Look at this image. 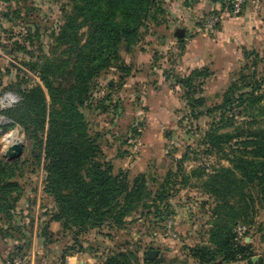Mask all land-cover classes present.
I'll return each mask as SVG.
<instances>
[{"label":"trees","instance_id":"obj_1","mask_svg":"<svg viewBox=\"0 0 264 264\" xmlns=\"http://www.w3.org/2000/svg\"><path fill=\"white\" fill-rule=\"evenodd\" d=\"M218 2L223 10L230 6L229 0ZM163 3V0H69L63 10L64 24L58 34H52L51 54L42 57L43 64L33 66L39 69L44 87L22 90L27 83L25 78L17 84L16 91L22 93L23 100L3 113L13 126L24 131L30 143V155L37 165L45 155L46 193L53 197L56 208L44 226V235L53 236L50 224L58 222L61 232L70 233L78 243L81 235L95 229L125 228L127 218L135 211L167 223L176 213L171 200L179 191L176 186H186L191 178H197L216 204L211 214L209 241L190 248V254L200 264L243 261L253 264V247L246 238L250 236L256 214L255 191L264 207V127L235 128L239 114L232 113L244 108L245 112L258 111L257 115L264 116V79L259 81L254 72L252 76L241 72L240 78L223 93L221 102L208 108L203 93L211 76L209 69H195L185 76L165 72L169 81L183 88L182 99L190 108L192 119L198 120L205 115L200 109H207L212 123L202 144L211 152L221 153L231 167L201 164L191 174H182L180 182L176 181L179 174L170 172L155 192L150 189L147 174L131 180L126 170L115 173L112 162L105 159L102 136L91 133L85 111L91 109L97 79L112 68L122 72V82L130 76L131 69L125 66L121 52L126 46L132 49L140 41L142 30L149 22L167 23L165 19L159 20V15L166 12ZM32 11L28 10L27 15ZM177 39L184 51L183 38ZM245 58L249 63L246 68L258 67V53L245 50ZM113 106L109 95L103 111L108 112ZM183 157L177 167L181 173L183 163L189 158ZM23 169L21 158L5 161L0 157V242L20 240L14 234L23 230L15 225L17 205L24 193L19 182ZM241 226L246 228L245 242L237 240L236 229ZM25 244L30 246L31 240ZM16 249L17 254L7 261L26 255L20 252L19 245ZM80 251L67 247L62 251V260L65 262ZM137 252L129 249L112 253L105 263H161L150 259L147 253L140 259ZM259 264H264V258Z\"/></svg>","mask_w":264,"mask_h":264},{"label":"rangeland","instance_id":"obj_2","mask_svg":"<svg viewBox=\"0 0 264 264\" xmlns=\"http://www.w3.org/2000/svg\"><path fill=\"white\" fill-rule=\"evenodd\" d=\"M68 1L0 0V98L6 92L13 91L19 96L20 101L17 104H20L23 95L16 91V87L23 78L27 83L23 85L22 90L38 85L44 87L39 69H34L33 66L39 62L43 64L42 57L51 54L53 50L51 46L54 44L52 34H58L59 28L64 24L63 10L68 6ZM163 2L166 12L159 15V20L165 19L167 23L156 25V22H149L148 27L142 30L140 41L132 49L126 46L121 52L125 66L131 69L130 76L122 82L120 80L122 72L118 68L103 73L94 86L91 109L85 111L91 125V133L102 136L105 159L112 162L109 160L112 154L110 144L114 143L118 146L120 158L127 157L133 163L134 160L143 157L146 171L142 173L126 171L131 180L140 174H147L150 189L154 192L170 172L178 173L176 181L180 182L182 174L186 176L191 174V171L201 164L214 165L215 168L231 167L221 153L211 152L202 144L204 135L212 123V117L206 114L207 109L201 108L200 111L205 115L198 120L192 119L191 110L182 99L183 88L166 78L165 72L185 76L195 70L190 71L191 67L186 69L178 62L186 48L192 51L197 47H203L204 50L211 52L209 62L196 68H207L211 72L203 93L208 108L221 102L223 93L233 81L240 78L241 72L250 76L254 72L259 81L264 79V0L248 2L236 17L229 15L224 17L218 30L213 33L205 32L202 24L212 11L222 9L221 3L216 4L213 0H163ZM28 10H33L29 16ZM18 11L20 14L15 13ZM245 11L252 12L254 16L243 21L242 15ZM226 23L230 26L228 33L226 32L227 36L222 37V28ZM179 30L188 32L184 36L188 38L184 44L185 51H181L177 39ZM239 31L241 36L237 38ZM19 46L25 49H19ZM245 50L260 55L255 70L246 68L248 60L245 58ZM163 90L171 91L180 100L175 109V116L172 115V119L167 121L165 127L164 124L161 125L164 123V116L158 114L162 112L159 104L163 102ZM109 95L114 106L108 112H104L102 107L109 100ZM9 108L2 109L0 105V116H5L3 112ZM149 112H156V126L148 125ZM253 112H245L244 108L236 109L232 113L239 114L235 128L248 130L264 127V116L257 115L258 111H255L253 116L251 114ZM1 122L4 124H0V157L5 161H11L5 157V153L7 147L14 145L13 137H17L23 143L20 158L24 162L23 176L19 179L24 193L17 205L15 222V225L23 227V230L21 233L15 232V237L20 239L16 244L17 240L9 239L14 245L10 250L5 249L6 243L4 244L2 240L0 253L8 251V255L1 261L2 264H6L12 255L17 254L18 245L22 247L20 252L30 259L32 251H40L37 254L38 264H66V261L58 256L71 246L81 250L74 256L88 259L85 264H106L107 257L112 253L129 249L135 252L139 250L137 255L140 259L147 251H158L154 259L161 262L160 264H200L189 250L209 241L211 214L216 204L215 199L205 192L201 180L191 178L186 186L180 184L176 186V190L179 191L171 200L176 207L174 234L177 237L166 236V223L153 215H141L142 211L137 213L135 211L128 217L125 228L105 226L102 229H95L81 235L78 243L74 242L70 233H59L57 235L59 239L54 233L53 236H45L43 230L45 223L50 220L56 208L53 197L46 193L48 173L45 168V155L41 164L37 165L30 155V143L22 128L13 126L10 119H2ZM135 144H139L140 147L136 154L133 153ZM169 146L171 149H168ZM226 152L229 153V149L226 148ZM183 156L189 158L183 163L181 173L177 167ZM120 170L122 163L114 166L115 173ZM254 197L256 214L246 242L251 243L253 258H257L253 264H259L264 258V207L257 191ZM24 198L30 200V203L29 206L26 203L27 206L22 209ZM182 209L186 211L182 212ZM36 219L42 221V226L39 223L36 232L37 238ZM29 240L31 244L26 246L25 243ZM56 244L61 251L58 254H54V251L43 252L46 247L48 250L51 247L55 248ZM80 261L79 258L76 264ZM237 264L250 263L243 261Z\"/></svg>","mask_w":264,"mask_h":264},{"label":"crops","instance_id":"obj_3","mask_svg":"<svg viewBox=\"0 0 264 264\" xmlns=\"http://www.w3.org/2000/svg\"><path fill=\"white\" fill-rule=\"evenodd\" d=\"M214 2H216V4H219L220 3L218 1H214ZM253 16H254V14L252 12L245 11L244 14L242 15L243 21H245V19L248 20V18L253 17ZM229 26L230 25L227 24V23L225 24V26H223L222 33H221V36L222 37H224V36L226 37L227 36L226 34L228 33ZM182 31H185V30H179L178 33L182 32ZM187 34H188V32H184V36L187 35ZM184 36H182V38ZM233 36L234 35H232V37ZM240 36H241V34H240V31H239L238 32V35H236V37L237 38H240ZM183 40H184V42L186 44L187 43V40H188L187 36L184 37ZM184 51H185V49H184ZM210 53L211 52L208 51L207 49L204 50L203 47L202 48H200V47L198 48L197 47L195 50L193 49L192 51H190V50H188V48H186V51L183 53L181 60L178 61V62H180L179 64H183L186 69L188 67H191V69H190V71H191L193 69L199 68L200 64H206V63H208L209 60H210V57H211L210 56ZM179 103H180L179 98H177L174 94H172L171 91H169V90H166V91L163 90V102L161 104H159L160 109L162 110V112L158 113L159 115H163L164 116V123H161V125L164 124V127H165L167 125V121L169 119H172L171 118L172 115L175 116V111H176L175 109L178 107V104ZM150 111H152V110L150 109ZM155 115H156V112H149V116L150 117L147 116V117H149L148 125H150V126H154L155 125L156 126V123H155L156 122L155 121ZM157 125H158V123H157ZM98 132H101V131H98ZM167 133L168 132H166V134ZM145 145H146V142H145ZM110 146L112 147V154H111V157H109V160H111L113 162L114 166H116L117 164H121L122 163V170H129V171H132L133 170L134 172H138V173H142V172L146 171L144 169L145 159L143 157H141V159L138 158V159H136V161L134 160V162L131 163L130 159L127 158V157H125V158H122L121 157L120 158L119 152H118V148H117L118 146H116L115 143L114 144H110ZM129 165H131V166H129ZM119 166H121V165H119ZM23 201L25 203L23 204L22 209H24L27 206L26 203H28V206H29V203H30V200L25 199V198L22 200V202ZM175 209H176V207H175ZM182 210H183L182 212H185L186 211L185 209H182ZM44 211L46 212L47 211V208ZM39 223L42 226V221L39 222L36 219V223H35V226H36L35 237L36 238L38 236V234L36 232H37ZM47 223H48V221H47ZM50 231L52 233H54L55 236H57L59 233L62 234L60 223H58V222L51 223L50 224ZM35 237H34V239L37 240ZM41 238L42 237L40 236V239ZM56 238L59 239L58 236ZM17 242L18 241H15V244ZM2 243H3V241L1 240L0 244H2ZM5 243H6V248H5L6 250H10L14 246L13 245V241H11V240H4V244ZM49 251L50 252L54 251V254H58L59 252H61V251H59L58 245L55 248L51 247L50 250H48L47 247L43 250V252H47V253H49ZM39 253H40V251L39 252L32 251V253H30V254H32V257L30 259L31 260V263L30 264H38V262H37V254H39ZM6 255H8V251L5 252V250H4L2 253H0V264H2L1 261L4 260V258H5ZM58 257L61 258L62 255L61 256H58ZM79 258L81 260L79 262V264H85V263L88 262L87 261L88 259L86 260V258L79 257V256L76 255V256H69V257H67L66 258V264H76V262H77V260Z\"/></svg>","mask_w":264,"mask_h":264},{"label":"built area","instance_id":"obj_4","mask_svg":"<svg viewBox=\"0 0 264 264\" xmlns=\"http://www.w3.org/2000/svg\"><path fill=\"white\" fill-rule=\"evenodd\" d=\"M258 2L260 0H229V4L230 6L223 10V9H219L217 11H212L209 16L203 21V30L207 33L210 32H216L220 26V23L224 20V17L226 16H233L236 17L238 15H240V13L243 11L245 5L248 2ZM20 101L19 96L14 93L13 91H9L6 92L2 98H0V105L1 108H9L14 106L15 104H17ZM2 119H7V117L5 116H0V124H4V122L2 123L1 120ZM139 144H135L133 146V153L136 154L137 152H139ZM168 149H171V147L169 146ZM245 230L246 228L244 226L238 227L236 229V233L238 234V241H244L246 238V234H245ZM166 236L170 235V236H174L177 237L174 233H175V217H170L166 223ZM248 239V238H246ZM30 258L27 255H22V256H18L16 258H14L13 260H9L6 262V264H30Z\"/></svg>","mask_w":264,"mask_h":264},{"label":"water","instance_id":"obj_5","mask_svg":"<svg viewBox=\"0 0 264 264\" xmlns=\"http://www.w3.org/2000/svg\"><path fill=\"white\" fill-rule=\"evenodd\" d=\"M214 1H218V0H214ZM182 32H183L182 35L179 34L180 37L184 36L185 31H182ZM22 152H23V143L22 142L15 143L14 145L7 147L5 157H7L9 160H15V159H18L21 157ZM157 254H158V251H155V250L147 251V255L150 259H154V257ZM253 260L255 263L257 261V258L255 257V258H253Z\"/></svg>","mask_w":264,"mask_h":264},{"label":"bare ground","instance_id":"obj_6","mask_svg":"<svg viewBox=\"0 0 264 264\" xmlns=\"http://www.w3.org/2000/svg\"><path fill=\"white\" fill-rule=\"evenodd\" d=\"M18 133V132H17ZM14 138V144L15 143H20L21 141H20V139L19 138H17V137H13ZM11 139V138H10Z\"/></svg>","mask_w":264,"mask_h":264},{"label":"flooded vegetation","instance_id":"obj_7","mask_svg":"<svg viewBox=\"0 0 264 264\" xmlns=\"http://www.w3.org/2000/svg\"><path fill=\"white\" fill-rule=\"evenodd\" d=\"M179 34H180V35H182V34H183V32H180Z\"/></svg>","mask_w":264,"mask_h":264}]
</instances>
